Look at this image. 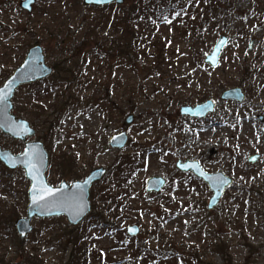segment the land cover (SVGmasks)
Returning <instances> with one entry per match:
<instances>
[{"label":"rangeland","instance_id":"1","mask_svg":"<svg viewBox=\"0 0 264 264\" xmlns=\"http://www.w3.org/2000/svg\"><path fill=\"white\" fill-rule=\"evenodd\" d=\"M22 1L0 0V86L35 44L53 73L20 87L13 113L35 129L28 140L48 152L51 185L82 180L96 167L107 174L91 187L87 217L75 227L63 216L33 219L21 254L14 222L1 226L0 264H66L74 228L89 230L86 243L106 258L103 264H264V0H188L183 19L172 12L154 20L145 30L151 44H141L133 60L117 56L116 5L35 0L27 12ZM166 2L159 1L162 8ZM221 36L227 42L211 67L204 59ZM231 88L244 94L241 102L221 98ZM207 99L215 107L204 118L181 115V107ZM121 131L125 146L111 148L110 137ZM140 146L142 165L114 182L109 168ZM0 147L16 154L24 143L0 131ZM61 154L75 155L72 170L60 169ZM186 160L232 180L212 209L202 179L176 167ZM149 177L165 185L148 193ZM28 185L22 169L0 163V212L17 205L18 217L25 216ZM100 188L112 191L119 209L116 201L92 198ZM106 207L113 213L96 220ZM133 225L138 233L130 236ZM156 251L164 255L154 257Z\"/></svg>","mask_w":264,"mask_h":264},{"label":"water","instance_id":"2","mask_svg":"<svg viewBox=\"0 0 264 264\" xmlns=\"http://www.w3.org/2000/svg\"><path fill=\"white\" fill-rule=\"evenodd\" d=\"M35 0H23L21 7L27 12L31 11ZM124 0H82L85 6L102 7L111 4L122 5ZM27 5V6H26ZM227 37L221 36L211 52L205 56V62L211 67H216L219 57ZM53 69L45 63V54L39 44L31 46L23 61L11 72L0 86V131L9 135L13 140L24 143V148L20 153H13L8 149L0 147V163L9 171L18 168L22 169L25 179L29 182L27 189V205L25 216L14 221L17 235L24 239L32 231L33 219H50L65 217L67 223L73 227L77 226L91 212L90 190L91 187L102 180L107 169L96 167L92 169L82 180H75L71 183L65 180L60 181L57 186L51 185L46 177L49 164V155L43 143L38 140H28L34 138L36 131L30 123L16 117L12 113L14 109L13 97L15 92L24 85L36 83L51 76ZM221 98L241 102L244 94L239 88L225 90ZM215 103L211 99L196 104L194 106L181 107V115L191 118H204L214 110ZM132 116H127L124 124L129 125ZM127 141L124 131L114 134L109 139L111 148L122 149ZM256 156L249 158L254 162ZM176 167L182 172L191 171L196 177L203 179L212 195L208 201L207 209H212L218 203L225 189L232 183V180L221 172L207 173L197 161H180ZM165 185L162 177H149L145 183V190L148 193L158 192ZM126 233L135 236L138 228L133 225L126 228Z\"/></svg>","mask_w":264,"mask_h":264},{"label":"trees","instance_id":"3","mask_svg":"<svg viewBox=\"0 0 264 264\" xmlns=\"http://www.w3.org/2000/svg\"><path fill=\"white\" fill-rule=\"evenodd\" d=\"M159 1L161 0H155L154 3H151V0H132L131 7L129 8H125V6L121 7L122 5L109 6H114L119 9L118 14H115V18L113 19L114 25H121L120 37L117 39L119 45H116L118 48H115L117 50V56L126 59L129 58L131 60L136 59L140 50H142L141 44H151V33H149L150 35H147L145 34V30L148 28L151 31V27L155 24L154 20H160L162 18L166 19L168 18V14L172 12L175 13V16H179L182 19L184 18L185 6L188 0H168V2L164 3L167 7L164 6L163 8ZM168 6H172V8ZM109 7L107 6L104 8L108 9ZM163 9H165L164 13L161 12ZM119 14L121 17H118ZM67 71L72 72L71 69ZM69 72L67 73L69 74ZM72 76L73 78L78 77L77 75ZM49 129L51 131V127H49ZM132 149L133 153H131V155L126 157L120 156L117 159L115 166L109 168L108 174L113 177L114 182H122L121 178L126 179V177H128V173L131 172V169H137L144 162L146 156L145 149L141 146L132 147ZM67 155L65 156V154H61V160L58 162V166L60 169L67 168L72 170L75 165L74 161L76 158L74 154ZM5 172L7 171L5 170ZM97 186L99 187V185ZM98 190L99 191H93V199L100 196L101 201L105 205L114 201H116V205L119 203L118 199L115 200L113 196H109V192L111 194L112 191H106L107 188H100ZM119 208L120 207L117 205V209ZM113 210L111 207H106V212L104 211L102 212V215H98L96 220L100 221L103 216L113 213ZM20 212L21 209L17 205L5 212H0V227L12 224L18 218ZM88 231L89 230L86 229L82 232L80 228H74L69 231L71 252L66 264H103L106 261L104 256L100 257V251L95 252L94 249H91L90 245H87L88 243H86V240L90 239ZM15 244L20 254L25 252V239L18 238ZM136 251L142 252V249L137 248ZM152 253H154V257L164 255V252L161 251ZM143 255H146V253L143 252ZM95 260L96 262H94Z\"/></svg>","mask_w":264,"mask_h":264},{"label":"flooded vegetation","instance_id":"4","mask_svg":"<svg viewBox=\"0 0 264 264\" xmlns=\"http://www.w3.org/2000/svg\"><path fill=\"white\" fill-rule=\"evenodd\" d=\"M26 52H27V51H26ZM25 54H26V53H25ZM24 58H25V55H24ZM24 58H23V59H24ZM22 61H23V60H22ZM22 61H21V62H22ZM10 74H11V73H10ZM178 162H179V161H178ZM178 162H177V163H178ZM180 162H181V161H180ZM177 163H176V164H177ZM181 163H182V162H181ZM200 179H201V178H200ZM202 181H203V179H202ZM203 182H204V181H203ZM204 183H205V182H204ZM205 184H206V183H205Z\"/></svg>","mask_w":264,"mask_h":264},{"label":"snow or ice","instance_id":"5","mask_svg":"<svg viewBox=\"0 0 264 264\" xmlns=\"http://www.w3.org/2000/svg\"><path fill=\"white\" fill-rule=\"evenodd\" d=\"M27 6V5H26Z\"/></svg>","mask_w":264,"mask_h":264}]
</instances>
